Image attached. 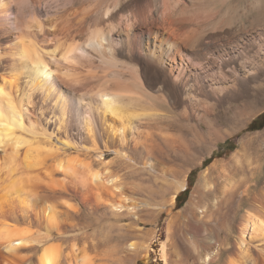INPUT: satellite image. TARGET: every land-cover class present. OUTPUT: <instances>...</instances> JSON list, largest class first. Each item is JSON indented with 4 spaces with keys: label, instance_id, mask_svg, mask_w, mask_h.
I'll use <instances>...</instances> for the list:
<instances>
[{
    "label": "bare ground",
    "instance_id": "bare-ground-1",
    "mask_svg": "<svg viewBox=\"0 0 264 264\" xmlns=\"http://www.w3.org/2000/svg\"><path fill=\"white\" fill-rule=\"evenodd\" d=\"M10 1L0 0V264H127L142 244L83 240L81 206L142 232L113 162L156 160V100L206 119L264 81V0L249 30H225L213 0ZM199 186L213 201L195 212L208 226L190 225V264H264V158L216 161L197 204Z\"/></svg>",
    "mask_w": 264,
    "mask_h": 264
},
{
    "label": "rangeland",
    "instance_id": "rangeland-1",
    "mask_svg": "<svg viewBox=\"0 0 264 264\" xmlns=\"http://www.w3.org/2000/svg\"><path fill=\"white\" fill-rule=\"evenodd\" d=\"M213 1L215 3H211V9L226 16L228 27L226 25L225 30H236L242 25L244 28L239 27V30L253 27L255 14L252 8L256 0ZM12 4H15L12 0L8 2V6ZM187 4L189 6V2ZM38 19L47 23L54 20L45 11ZM26 24L34 26L36 22L33 18H28ZM171 103L165 104L162 100L154 103L160 115L155 131L158 139V145L154 148L156 160L134 155L129 160L130 166L125 164L124 168L113 162V167L126 175L127 185L132 188L133 197L139 204L142 232L127 231V227L121 231L120 224L128 225L134 221L133 218L123 220L105 210L91 214L81 206V230L76 234L83 240L95 244L106 241H135L142 244L140 251L127 264H144L146 260L150 264H165V261L167 264H190L192 258L188 256V251L191 243L198 239L191 226H202L208 221V217H202L196 222L195 212L202 213L201 207L210 206L213 201V196L206 195L202 186H199L200 202L197 204V193L192 201L201 174L206 169H211L216 161L231 160L240 151L251 158H264V81L248 86L246 93L236 100L217 106L206 119L186 115L184 110ZM55 136L58 138L57 134ZM114 157L113 153L107 155L108 160H113ZM184 180L189 181L188 186L176 193L177 183ZM186 190H189V194L185 202ZM174 194H177L175 201L172 200ZM102 247L101 250L106 253L105 250H110L112 246Z\"/></svg>",
    "mask_w": 264,
    "mask_h": 264
},
{
    "label": "trees",
    "instance_id": "trees-1",
    "mask_svg": "<svg viewBox=\"0 0 264 264\" xmlns=\"http://www.w3.org/2000/svg\"><path fill=\"white\" fill-rule=\"evenodd\" d=\"M259 119H260V118H259ZM256 121H258V120H256ZM185 194H186V197H187V198H185V200H184V201L186 202V201H187V199H188L189 190H186V191H185ZM178 198H179V197H178Z\"/></svg>",
    "mask_w": 264,
    "mask_h": 264
}]
</instances>
